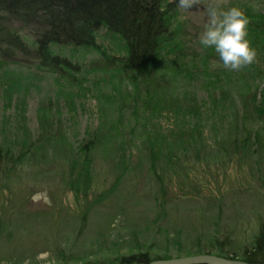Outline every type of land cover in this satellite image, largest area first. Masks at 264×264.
Listing matches in <instances>:
<instances>
[{
  "label": "rangeland",
  "instance_id": "1",
  "mask_svg": "<svg viewBox=\"0 0 264 264\" xmlns=\"http://www.w3.org/2000/svg\"><path fill=\"white\" fill-rule=\"evenodd\" d=\"M210 2L187 13L181 30L190 56L165 65L153 104L121 81L120 62L110 57L126 55L125 42L106 29L99 50L51 48L72 63L66 73L40 69L21 53L0 65V149H11L17 165L10 179L0 171V264H119L144 255L151 264L155 257L217 256L216 246L225 256L217 257L247 263L243 255L264 223V121L250 108L264 79L247 67L226 70L214 49L200 45ZM219 2L251 23L264 21V0ZM15 30L31 45L35 30ZM191 111H201L205 134L181 149L183 164L164 171L162 163L157 171L164 172L154 174L143 144L191 129ZM83 146L93 165L79 182ZM38 192L48 202L34 203Z\"/></svg>",
  "mask_w": 264,
  "mask_h": 264
},
{
  "label": "trees",
  "instance_id": "2",
  "mask_svg": "<svg viewBox=\"0 0 264 264\" xmlns=\"http://www.w3.org/2000/svg\"><path fill=\"white\" fill-rule=\"evenodd\" d=\"M177 3L178 0H0V65L4 66L6 62L16 61V53H21L26 57L31 55L30 59L36 61L40 69H58L66 73L67 69L72 70V63L66 57L55 54L51 48L70 45L99 50L101 47L98 42L99 33L102 29H106L111 35L125 42L126 55L110 57L111 61L120 62L116 64L119 66L117 72L121 81H126L132 86L137 97L145 92L147 103H156L159 81L156 79L161 81V74L166 70L165 65L182 59L187 60L190 56L186 30H181L183 26L187 27L189 11L178 10ZM15 25L19 27L16 28ZM15 29L35 30L32 47ZM247 38L251 47L257 52L256 61L247 67V72L249 73L251 68L255 73L254 77L262 76L264 79V21L253 23L249 21ZM253 93L250 97L252 115L259 121H264V81L263 85L258 86ZM191 112L195 113L196 121L191 129L181 131L175 128L168 134L165 131L160 135L158 143L143 144L146 160L154 174H160L168 171L167 168L183 164L181 156L178 155L181 149L185 151L190 147L195 138L191 136L197 135V138H201L205 134L206 123L203 124V121L198 119L204 117L201 111ZM172 139L177 143L175 148L178 149L172 150L170 143ZM251 139L250 137L244 141L248 149H251ZM258 142L259 147L264 143L262 140ZM36 147V144L31 145L30 148L23 147L22 156L32 153ZM6 151L4 153L0 149V171L3 168L1 174H4L6 179H10L17 165L13 167L14 155L11 154V149L8 148ZM81 153L79 182L84 181V177L87 179L83 170L90 171L93 165V158L87 146L82 147ZM162 163L165 170L157 171ZM185 177L188 179L186 171ZM117 189H119L117 185L110 188L112 196L117 193ZM161 195L165 198L164 191ZM94 202H97V199ZM158 207L160 212L162 210L159 218L161 222L165 218L163 200H158ZM85 220L84 218L83 221ZM215 244L218 242L216 241ZM216 248L217 256L225 257L220 253V247L216 246ZM199 252L206 253L204 250ZM243 257L247 263H264V223L261 224L258 235L249 249H246ZM159 259L161 258H154V260ZM124 262L120 260L119 264H148L150 260L144 255L137 258L129 257L124 259Z\"/></svg>",
  "mask_w": 264,
  "mask_h": 264
},
{
  "label": "clouds",
  "instance_id": "3",
  "mask_svg": "<svg viewBox=\"0 0 264 264\" xmlns=\"http://www.w3.org/2000/svg\"><path fill=\"white\" fill-rule=\"evenodd\" d=\"M200 3L201 0H178L177 9L187 12ZM204 12L206 22L199 35L200 45L214 49L228 71L238 72L253 64L257 52L247 39L249 20L246 14L237 7L224 8L219 0H211ZM32 200L34 203L41 200L48 202L47 193H35ZM24 264H31V260L26 259Z\"/></svg>",
  "mask_w": 264,
  "mask_h": 264
},
{
  "label": "water",
  "instance_id": "4",
  "mask_svg": "<svg viewBox=\"0 0 264 264\" xmlns=\"http://www.w3.org/2000/svg\"><path fill=\"white\" fill-rule=\"evenodd\" d=\"M151 264H250V263L234 262L213 255H199V256H191L180 259H172L167 261L158 260Z\"/></svg>",
  "mask_w": 264,
  "mask_h": 264
}]
</instances>
